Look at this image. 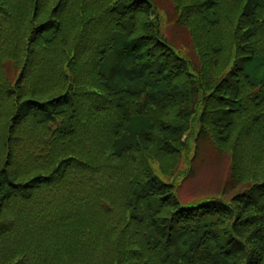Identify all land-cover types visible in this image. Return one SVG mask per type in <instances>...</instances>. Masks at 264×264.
<instances>
[{
    "label": "trees",
    "instance_id": "obj_1",
    "mask_svg": "<svg viewBox=\"0 0 264 264\" xmlns=\"http://www.w3.org/2000/svg\"><path fill=\"white\" fill-rule=\"evenodd\" d=\"M0 264H264V0H0Z\"/></svg>",
    "mask_w": 264,
    "mask_h": 264
},
{
    "label": "rangeland",
    "instance_id": "obj_2",
    "mask_svg": "<svg viewBox=\"0 0 264 264\" xmlns=\"http://www.w3.org/2000/svg\"><path fill=\"white\" fill-rule=\"evenodd\" d=\"M165 5L166 11L169 13L170 6L168 4ZM160 15L162 29L167 35L174 34L178 37H183L181 30L172 25L168 26L167 15L163 10H160ZM194 145V142L190 139L188 158H179L178 170H175V173L179 170H188V163H191L193 167L191 174L176 175V182L178 183L177 194L182 201H190L200 194L219 192L229 175L230 158L227 154L215 151L210 144L205 142H200L197 148ZM230 194L232 192L227 193V195Z\"/></svg>",
    "mask_w": 264,
    "mask_h": 264
}]
</instances>
